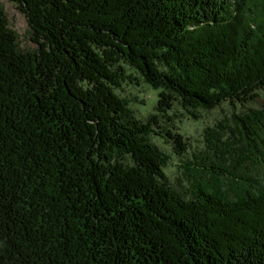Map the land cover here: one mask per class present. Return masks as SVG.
Masks as SVG:
<instances>
[{
	"label": "trees",
	"instance_id": "1",
	"mask_svg": "<svg viewBox=\"0 0 264 264\" xmlns=\"http://www.w3.org/2000/svg\"><path fill=\"white\" fill-rule=\"evenodd\" d=\"M8 1L36 48L0 3V264H264V186L177 192L150 136L176 155L183 137L116 94L124 63L158 116L226 103L263 143L264 106L246 105L264 93V0Z\"/></svg>",
	"mask_w": 264,
	"mask_h": 264
},
{
	"label": "rangeland",
	"instance_id": "2",
	"mask_svg": "<svg viewBox=\"0 0 264 264\" xmlns=\"http://www.w3.org/2000/svg\"><path fill=\"white\" fill-rule=\"evenodd\" d=\"M7 19V25L18 38L23 51H31L36 46L30 41V30L23 14L8 0H0ZM126 80L116 90L123 98L135 117L143 122L156 115L160 130L170 131L183 137L186 151L175 154L173 147L165 138L150 136L151 143L167 158L164 173L170 186L179 193L188 194L194 190L193 185L214 182L219 183L225 192L241 183V179L253 181V184L264 186V138L257 145L238 138L233 115L244 111L238 107L231 108L221 104L213 110L195 109L189 116L174 102L172 109L161 117L154 107L158 100V91L151 89L142 77L127 64L120 63ZM264 106V93L258 92V98L248 105L249 109H260ZM211 135L217 138H211ZM216 166L232 177H223L206 172V166ZM225 170V171H224Z\"/></svg>",
	"mask_w": 264,
	"mask_h": 264
}]
</instances>
